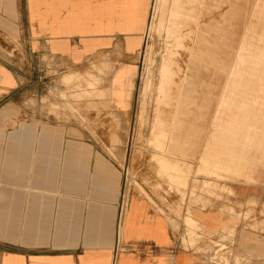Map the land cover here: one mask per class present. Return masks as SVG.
I'll list each match as a JSON object with an SVG mask.
<instances>
[{
  "label": "crops",
  "instance_id": "crops-1",
  "mask_svg": "<svg viewBox=\"0 0 264 264\" xmlns=\"http://www.w3.org/2000/svg\"><path fill=\"white\" fill-rule=\"evenodd\" d=\"M160 1L159 10L164 0ZM197 2L199 14L204 9L209 15L215 0ZM152 4L153 0H0V264H218L215 242L236 226L242 213L264 208V173L253 182L234 184V195L226 202L195 205L185 215L171 211L151 189L145 188L146 195L130 185L116 252L125 171L103 146H122L134 124ZM191 25L188 34L180 32L178 38L186 67L177 55L176 67L169 68V83L161 85V93L156 88L157 97L164 92L165 105L176 108L168 118L172 127H180L179 121L196 122L194 115H183L187 105L192 110L211 103L196 92L208 86L205 75L214 73L207 63L214 57L207 26L215 22L197 19ZM246 33L235 30V44L227 41L234 50L226 52V57H233L226 62L223 93L256 87L238 85L246 74L256 81L254 69L235 64ZM219 36H214L217 43ZM7 37L13 40L10 46ZM6 49H13V55ZM199 65L200 76L195 74ZM91 66L109 74L96 90L102 97L92 99L91 105L76 102L62 84L66 98L50 93L57 81L47 73L50 69L64 71L63 77ZM76 92L80 91L72 90ZM220 101L217 98L210 123ZM173 136L166 133L168 140ZM150 176L156 178L152 168ZM255 218L256 224L263 221ZM240 227V264H249L247 259L264 264V231ZM228 259L234 264L233 254Z\"/></svg>",
  "mask_w": 264,
  "mask_h": 264
},
{
  "label": "rangeland",
  "instance_id": "rangeland-1",
  "mask_svg": "<svg viewBox=\"0 0 264 264\" xmlns=\"http://www.w3.org/2000/svg\"><path fill=\"white\" fill-rule=\"evenodd\" d=\"M155 1L141 52L134 124L122 146L104 145L103 148L118 159L124 171L128 170L131 187L145 194V188L151 189L171 211L185 215V211L190 213L195 205L207 207L214 200L226 202L234 195V184L253 182L254 176L264 173V86L261 87L264 83V0H215L210 16L206 15L204 9L199 14L197 0H164L159 12H156ZM211 18L215 26H207V35L212 41L210 45L214 57L207 63L214 73L205 75L208 86L196 92L198 97L208 98L211 103L209 106H196L192 110L189 108L191 105H187L183 115H194L196 122L190 124L179 121L180 127H172L168 118L175 113L176 108L165 104L160 107V99L157 101L154 94L153 101L149 98V103H144V91L149 92L148 85L153 81L160 91L165 73L177 65V55L183 67H186L187 56L183 54L182 43L178 41L180 32L188 34L192 28L191 22L198 19L200 23H206ZM238 19L240 22L236 25ZM244 21H249V25L245 26ZM235 30L240 35L244 30L247 32L236 53L238 58L235 64L243 68L247 64V67L254 69L255 75L252 77L256 78L254 81L247 74L243 75L238 85L255 84L256 87L226 90L223 93L226 62L230 61V56L233 57H226V52L234 50L229 44H235ZM216 33L220 34L219 40L224 41L222 46L220 41L217 43L215 40ZM6 40L8 46L13 44V40L8 37ZM188 42L190 39H187ZM5 51L7 55H13V49ZM63 72L58 68L47 72L57 79L49 88L54 98L67 97L59 87L61 84L71 91L70 96L76 102L91 105L92 99L102 97L96 90L109 75L102 67L91 66L83 72L70 71L62 77ZM233 75L231 73V78ZM72 90L80 92L72 93ZM217 98L222 101L217 103L218 112L212 124L210 122ZM103 105L106 106L105 101ZM157 115L163 121L158 120ZM170 131L174 134L172 140L166 137ZM238 135H247L249 138L237 140L234 137ZM151 168L156 178L150 176ZM250 205L249 208H252L255 203ZM239 217L236 226L225 231L214 244V259L218 264H230V253L234 255V264L241 263L238 240L241 225L242 229L247 226L248 229L264 231V208L257 213L248 209ZM255 217L263 221L256 224ZM191 227L192 230L196 228L194 225ZM247 263L250 264L249 259Z\"/></svg>",
  "mask_w": 264,
  "mask_h": 264
},
{
  "label": "bare ground",
  "instance_id": "bare-ground-1",
  "mask_svg": "<svg viewBox=\"0 0 264 264\" xmlns=\"http://www.w3.org/2000/svg\"><path fill=\"white\" fill-rule=\"evenodd\" d=\"M156 2V12H159V4H160V0H156L155 1ZM155 4V3H154ZM155 6V5H154ZM253 8V7H252ZM155 10V9H154ZM258 18V17H257ZM213 19V18H212ZM248 23H249V21H248ZM264 25V24H263ZM206 26V25H205ZM152 27V26H151ZM149 31V30H148ZM148 35V34H147ZM261 37H263L262 35H261ZM260 37V38H261ZM146 49V48H145ZM264 52V51H263ZM238 53V52H237ZM262 55V54H261ZM260 56V55H259ZM203 57V56H202ZM201 57V58H202ZM203 65V64H202ZM202 65H199L198 66V68L196 69L197 70V72H195V74L197 75H201L202 74V72H201V69L203 68V66ZM247 67V66H246ZM237 68V67H236ZM249 70V69H248ZM153 71V70H152ZM172 71H170L169 69L167 70V72L165 73V78H164V82H163V87H165L166 86V84H168L169 83V81H170V79H171V77H172ZM231 73V72H230ZM229 73V74H230ZM248 73V72H247ZM228 74V75H229ZM236 74V73H235ZM147 75H148V73H147ZM240 75V74H239ZM228 78V77H227ZM240 78V77H239ZM153 79V78H152ZM156 79H157V77H156ZM153 81V80H152ZM154 82V81H153ZM153 82H151L150 83V85H148V89H149V92L147 91V90H145L144 91V103L145 102H147V103H149L148 102V99L149 98H151L152 99V101H153V96H152V94H154V95H156L155 94V91L157 90L156 89V84L154 85L153 84ZM156 82H157V80H156ZM227 82V81H226ZM237 84V83H236ZM233 85V84H232ZM262 86V85H261ZM234 87V86H233ZM236 87V86H235ZM233 90V89H232ZM159 92V91H158ZM161 92V91H160ZM159 92V93H160ZM156 96H158V94L156 95ZM161 99H160V102H158V104L159 103H162V104H165L166 103V101H167V98H168V95H166L164 92H162V95L161 96H159ZM143 98V97H142ZM157 98V101H158V97H156ZM220 99V98H219ZM156 101V100H155ZM163 101V102H162ZM219 104V103H218ZM142 106H143V104H142ZM145 109L146 108H144V111H145ZM146 112V111H145ZM145 112H143V113H145ZM215 114V113H214ZM148 117V116H147ZM157 119L158 120H160V117H159V115H157ZM144 121V120H143ZM148 121V120H147ZM213 124V123H212Z\"/></svg>",
  "mask_w": 264,
  "mask_h": 264
},
{
  "label": "built area",
  "instance_id": "built-area-1",
  "mask_svg": "<svg viewBox=\"0 0 264 264\" xmlns=\"http://www.w3.org/2000/svg\"><path fill=\"white\" fill-rule=\"evenodd\" d=\"M129 198H130V183H129V176H128V170L125 171V180H124V185L119 201V212H118V221H117V241H116V252L119 249V231L120 228L123 224L124 216L128 207L129 203Z\"/></svg>",
  "mask_w": 264,
  "mask_h": 264
}]
</instances>
